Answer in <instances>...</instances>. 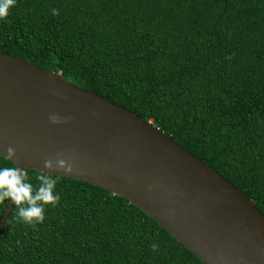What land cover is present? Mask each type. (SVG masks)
Returning <instances> with one entry per match:
<instances>
[{"label": "trees", "instance_id": "1", "mask_svg": "<svg viewBox=\"0 0 264 264\" xmlns=\"http://www.w3.org/2000/svg\"><path fill=\"white\" fill-rule=\"evenodd\" d=\"M0 53L149 121L264 216V0H17ZM55 178L61 201L43 224L18 222L13 204L0 264H202L125 199Z\"/></svg>", "mask_w": 264, "mask_h": 264}, {"label": "water", "instance_id": "2", "mask_svg": "<svg viewBox=\"0 0 264 264\" xmlns=\"http://www.w3.org/2000/svg\"><path fill=\"white\" fill-rule=\"evenodd\" d=\"M57 115L61 122L51 123ZM125 199L202 264H264V216L245 193L149 121L60 74L0 53V157ZM72 164L66 175L57 156ZM13 207L8 203L0 231Z\"/></svg>", "mask_w": 264, "mask_h": 264}, {"label": "clouds", "instance_id": "3", "mask_svg": "<svg viewBox=\"0 0 264 264\" xmlns=\"http://www.w3.org/2000/svg\"><path fill=\"white\" fill-rule=\"evenodd\" d=\"M17 4V0H0V21L6 20L12 9ZM54 16L59 15L58 9H52ZM51 123L58 124L60 118L51 114ZM6 155L2 156L5 161H14L16 155L13 147L5 149ZM44 172L36 175L37 183L34 185L24 169L11 165H0V202H8L16 206L17 221L35 228L44 223L46 209L56 208L61 201L59 191H57V179L53 174V162L45 160L43 163ZM55 169L63 171L66 175L73 171L72 164L59 154L56 158ZM153 252H158L160 245L156 242L150 245Z\"/></svg>", "mask_w": 264, "mask_h": 264}]
</instances>
